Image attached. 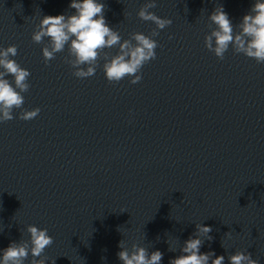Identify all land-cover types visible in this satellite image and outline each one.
Here are the masks:
<instances>
[{
	"label": "clouds",
	"instance_id": "9594fccd",
	"mask_svg": "<svg viewBox=\"0 0 264 264\" xmlns=\"http://www.w3.org/2000/svg\"><path fill=\"white\" fill-rule=\"evenodd\" d=\"M156 6V0H148L139 9L137 16L143 21L153 22L157 29L163 30L172 21L149 11ZM69 7L75 9L74 14L43 16L32 35L33 42L37 44L48 38V43L42 48L45 63L53 60L56 53L63 52L67 45L65 62L75 69V77L94 76L98 61L103 59L104 74L110 83H118L125 77H132L131 84L140 82L142 75L139 73L143 66L156 59L155 49L158 43L152 37L158 36L159 32L154 29L150 35L132 33L129 39L121 42L120 34L107 24L104 3L98 0H71ZM209 19L216 28L205 36V46L216 57L224 59V54L231 46L235 53H242L254 58L257 63H264V0H255L249 13L238 24L239 32H234L233 24L222 6L216 7ZM115 46H118L119 51L109 58V53L104 50ZM16 55L15 45L0 48V122L14 119V109H22L19 118L26 121L36 118L40 113L39 108L23 110L22 93L30 88V72L9 58ZM9 75L14 81L10 82L5 78ZM197 229L202 235L212 232L210 226L197 225ZM27 232L30 234L29 241L12 242L2 250L0 264H24L29 252L33 257L31 264H46L47 257L42 254L53 244V238L46 228L29 225ZM207 238L212 239L211 236ZM201 246L202 240L198 236L190 237L181 249L183 254L171 259L169 264H208L210 256L215 253H201ZM118 247L121 250L117 256L123 264H160L163 258V253L159 250L149 255L147 249L139 245H133L130 252L123 241L119 242ZM224 260L223 255L216 256L212 264H224ZM229 261L230 264H258L251 253L241 251L231 255Z\"/></svg>",
	"mask_w": 264,
	"mask_h": 264
}]
</instances>
